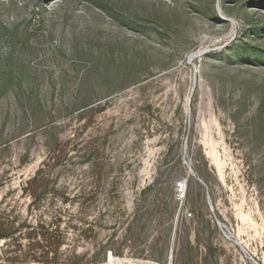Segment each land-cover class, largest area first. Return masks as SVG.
I'll return each instance as SVG.
<instances>
[{"label": "rangeland", "instance_id": "rangeland-1", "mask_svg": "<svg viewBox=\"0 0 264 264\" xmlns=\"http://www.w3.org/2000/svg\"><path fill=\"white\" fill-rule=\"evenodd\" d=\"M255 262L264 0H0V264Z\"/></svg>", "mask_w": 264, "mask_h": 264}, {"label": "water", "instance_id": "water-1", "mask_svg": "<svg viewBox=\"0 0 264 264\" xmlns=\"http://www.w3.org/2000/svg\"><path fill=\"white\" fill-rule=\"evenodd\" d=\"M190 62H191V61H190ZM196 82H197V71H195L194 89H195V86H196ZM193 91H194V90H193ZM192 95H193V92H192V94H191V96H190V101H191ZM189 169H190L191 173L195 175L194 171L192 170L191 165H189ZM195 176H196V175H195ZM196 178H197V177H196ZM197 180H198L202 185H204V186L207 188L206 184H205L202 180H200L199 178H197ZM208 201H209V204H210V206H211L212 211L214 212L213 206L211 205V201H210L209 194H208ZM255 264H258V263L255 262Z\"/></svg>", "mask_w": 264, "mask_h": 264}]
</instances>
